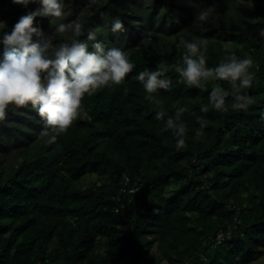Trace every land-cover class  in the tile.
<instances>
[{
	"label": "trees",
	"instance_id": "16d2710c",
	"mask_svg": "<svg viewBox=\"0 0 264 264\" xmlns=\"http://www.w3.org/2000/svg\"><path fill=\"white\" fill-rule=\"evenodd\" d=\"M193 2L196 7L189 0H154L142 18L124 14L139 0H97L91 8L86 0H73L68 19L79 14L86 28L120 16L125 32L109 33L107 40L123 43L136 67L121 85L85 96L80 115L54 143L46 142L42 122L29 109L0 121V264L264 261V39L257 34L264 26V0H253L252 7L238 0ZM208 5H215V24L193 27L195 12ZM36 7L0 0V20L11 27ZM37 20L48 35V19ZM149 29L153 44L156 33L206 39L208 66L231 53L252 59L253 83L244 90L249 109L231 110L229 96L227 112L201 113L213 86L230 93L231 85L187 87L171 70L170 89L146 99L137 73L180 59L174 45L141 44L137 51ZM181 106L188 109L181 117L187 134L177 150L155 112L173 115ZM197 117L205 124L200 140L194 138Z\"/></svg>",
	"mask_w": 264,
	"mask_h": 264
},
{
	"label": "clouds",
	"instance_id": "9594fccd",
	"mask_svg": "<svg viewBox=\"0 0 264 264\" xmlns=\"http://www.w3.org/2000/svg\"><path fill=\"white\" fill-rule=\"evenodd\" d=\"M11 2L25 9L32 4L38 7L27 10L11 27L0 20V121L9 112L29 109L42 122L41 135L51 144L78 118L85 96L90 97L105 87L121 85L136 67L123 43L117 46L107 40L109 33L117 36L125 32L124 22L117 15L102 25L86 28L79 14L68 19L73 15L70 7L73 0ZM96 3L97 0H86L85 7L91 8ZM153 3L154 0H139V7L132 6L124 14L143 18L151 11ZM189 3L196 7L193 0ZM238 3L253 6V0H238ZM215 13V5L199 8L192 26L199 29L206 24L214 25ZM38 17L48 19L51 29L48 35H45ZM257 34L264 39V26L257 29ZM98 36L104 38L98 39ZM153 38V30H146L136 50H140L141 44L145 48L174 45L180 52V59L172 65L157 66L155 70L144 68L137 73V80L148 94L146 99H155L158 90L170 89L171 78L166 73L171 70L187 87L204 90L209 81H226L231 85L230 93L221 86H213L208 92V104L200 106L201 113H207L210 108L227 112L226 99L229 96L231 110L246 112L249 109L252 101L244 90L253 83L252 59L231 53L223 56L215 66H208L206 39L185 36L168 39L156 33L157 44H153ZM155 103L160 105L161 102L155 100ZM186 111L188 109L181 106L173 115L166 116L162 108L155 112L156 120H165L177 150L186 145L187 125L181 119ZM197 120L199 130L194 138L200 140L205 124L199 117ZM259 120L264 122V109L259 110Z\"/></svg>",
	"mask_w": 264,
	"mask_h": 264
},
{
	"label": "rangeland",
	"instance_id": "374dc122",
	"mask_svg": "<svg viewBox=\"0 0 264 264\" xmlns=\"http://www.w3.org/2000/svg\"><path fill=\"white\" fill-rule=\"evenodd\" d=\"M48 30L50 31V29H48ZM48 30H46V33H50V32H48ZM94 179H95V177H91V178H87L86 181L89 182L90 180H94ZM168 190H171V188H169ZM159 264H168V263H166L165 261H162V262H159ZM254 264H264V261L261 259V260L256 261Z\"/></svg>",
	"mask_w": 264,
	"mask_h": 264
},
{
	"label": "built area",
	"instance_id": "2783aa9c",
	"mask_svg": "<svg viewBox=\"0 0 264 264\" xmlns=\"http://www.w3.org/2000/svg\"><path fill=\"white\" fill-rule=\"evenodd\" d=\"M222 237H223V233H221V232L217 233V235H216V239H217L216 243H218L221 240Z\"/></svg>",
	"mask_w": 264,
	"mask_h": 264
}]
</instances>
